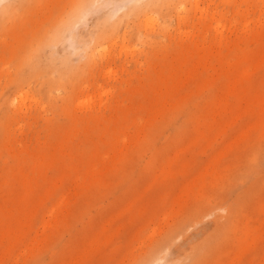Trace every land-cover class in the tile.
Listing matches in <instances>:
<instances>
[{
    "label": "rangeland",
    "instance_id": "rangeland-1",
    "mask_svg": "<svg viewBox=\"0 0 264 264\" xmlns=\"http://www.w3.org/2000/svg\"><path fill=\"white\" fill-rule=\"evenodd\" d=\"M125 2L0 4V264H264V0Z\"/></svg>",
    "mask_w": 264,
    "mask_h": 264
},
{
    "label": "bare ground",
    "instance_id": "bare-ground-1",
    "mask_svg": "<svg viewBox=\"0 0 264 264\" xmlns=\"http://www.w3.org/2000/svg\"><path fill=\"white\" fill-rule=\"evenodd\" d=\"M6 1H8V0H0V4L3 2H6ZM129 3L131 2L132 4L133 3H138V2H140V0H134L133 2H132V0H127ZM106 2V1H105ZM124 2H125V0H124ZM128 2H125V7H127V5H131V4H129ZM107 3H108V1H107ZM109 3H110V1H109ZM106 4V3H105ZM2 5V4H1ZM109 5V4H108ZM124 6V5H123ZM121 9H122V7H121ZM123 10V9H122ZM115 11V10H114ZM90 12H92V10L91 9H89V8H87V9H83V10H81L79 13H77L76 15H74V19H73V21H70V22H68L67 24H66V31L67 30H73L74 28H75V24H76V21H78V20H81L82 18H86L87 16H88V14L90 13ZM113 12V11H112ZM111 12V13H112ZM122 12V11H121ZM113 14H115L114 16H111V17H115L116 16V14H117V12L115 11V12H113ZM119 14V13H118ZM74 38V37H73Z\"/></svg>",
    "mask_w": 264,
    "mask_h": 264
}]
</instances>
